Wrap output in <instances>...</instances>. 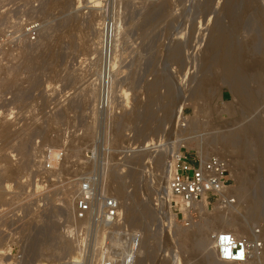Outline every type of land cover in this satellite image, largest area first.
Masks as SVG:
<instances>
[{
	"label": "rangeland",
	"instance_id": "rangeland-1",
	"mask_svg": "<svg viewBox=\"0 0 264 264\" xmlns=\"http://www.w3.org/2000/svg\"><path fill=\"white\" fill-rule=\"evenodd\" d=\"M76 1L0 0V264H122L137 231L144 242L136 264H233L217 261L211 234H247L253 226L264 233V0H95L96 9L92 0ZM33 24L35 40L27 35ZM106 26L114 29L115 41L104 55L98 31ZM223 50L238 51L235 65L257 62L243 76L244 101L235 95L233 68L230 78L220 76ZM108 64L111 76L105 74ZM251 123L263 128L258 137L242 131ZM235 136L236 146L248 150L245 156L224 144ZM148 143L156 150L148 147L144 154ZM175 143L183 153L227 159L239 198L229 209L211 203L206 212L197 210L192 223L179 221L168 236L156 226L153 202L161 188L168 199L163 166ZM22 144L31 150L27 164ZM48 150L56 156L52 171L43 168ZM90 176L104 178L108 195L117 198L118 189L124 206L145 209L142 226L125 220L122 207L109 230L88 221L74 227L73 200L80 181ZM67 192L70 216L60 210ZM255 205L262 216L252 212ZM239 221L246 227L239 228ZM202 235L206 244L193 247Z\"/></svg>",
	"mask_w": 264,
	"mask_h": 264
},
{
	"label": "built area",
	"instance_id": "built-area-1",
	"mask_svg": "<svg viewBox=\"0 0 264 264\" xmlns=\"http://www.w3.org/2000/svg\"><path fill=\"white\" fill-rule=\"evenodd\" d=\"M38 25L29 26L27 35L31 40L37 38ZM146 147V146H145ZM156 148L154 144L146 148ZM52 151H46L43 168L54 170ZM174 169L169 178V193L166 197L157 191L153 206L157 212V228L164 230L168 236L171 229L179 221L186 225L196 219V209L193 204L201 200L216 203L220 209H229L237 203V196L233 193V179L230 175L229 161L217 155H191L188 151L175 154ZM151 163L149 162V167ZM104 178L95 176L83 178L77 189L72 207V224L80 227V222L88 221L93 227L111 228L121 218L120 203L113 196L108 195L103 186ZM81 228V227H80ZM159 232V231H158ZM263 230L260 226H253L247 234H235L231 230L213 232L211 238L214 243L215 257L219 262L233 264H261L260 258L264 254ZM142 235L133 234L130 245L123 253L122 264H136L139 258L138 250ZM138 257V258H137Z\"/></svg>",
	"mask_w": 264,
	"mask_h": 264
},
{
	"label": "bare ground",
	"instance_id": "bare-ground-1",
	"mask_svg": "<svg viewBox=\"0 0 264 264\" xmlns=\"http://www.w3.org/2000/svg\"><path fill=\"white\" fill-rule=\"evenodd\" d=\"M60 1V0H59ZM78 2L80 1V2H83L82 0H77ZM76 1V2H77ZM250 1H252V0H250ZM91 2V7L94 9L95 7L96 8H99V7H97V5H96V2L97 1H95V0H92V1H90ZM164 2V1H163ZM256 2V1H255ZM57 3V2H56ZM75 3V2H74ZM167 3V2H166ZM96 6H95V5ZM258 4V3H257ZM160 5V4H159ZM167 5V4H166ZM247 5V4H246ZM249 5V4H248ZM259 5V4H258ZM248 7L249 6H247V9H248ZM256 7V6H255ZM260 7V6H259ZM88 8V7H87ZM95 8V9H96ZM157 8V7H156ZM91 9V8H90ZM89 9V10H90ZM149 9V8H148ZM155 10V8L153 9V11ZM249 10V9H248ZM261 10V9H260ZM93 11V10H92ZM91 11V12H92ZM95 11V10H94ZM152 10H150V12H153ZM99 12V11H98ZM146 12V11H145ZM161 12V11H160ZM253 12H254V10H253ZM264 12V11H263ZM106 13V12H105ZM155 13H157L156 12V10H155ZM249 13V12H248ZM143 14V13H142ZM152 15V14H151ZM260 15V14H259ZM106 16V15H105ZM145 16V15H144ZM143 17V16H142ZM149 18V17H148ZM92 20V19H91ZM102 20V19H101ZM115 20V19H114ZM238 20V19H237ZM240 21V20H239ZM239 21H238V23L237 24H239ZM118 22V21H117ZM234 22V21H233ZM260 22V21H259ZM231 23V22H230ZM236 24V23H235ZM257 24V23H256ZM96 25V24H95ZM115 25V24H114ZM120 25V24H119ZM144 25H146V24H144ZM148 25V24H147ZM94 26V25H93ZM109 26V25H108ZM108 26H106V27H103L102 29H101V31H98V37H99V41H98V48H99V52L101 53V54H104L105 55V53L107 52V49H108V47H109V45H110V47H109V50H110V48L112 47V41H115V40H113V34H114V32H113V30L114 29H111V27L109 28V29H111V31H109V29H108ZM114 27V26H113ZM119 27H121V25L119 26ZM216 27V26H215ZM97 28V27H96ZM99 29V28H98ZM216 29V28H215ZM211 31V30H210ZM215 31H217V30H215ZM49 32V31H48ZM120 32V31H119ZM218 32V31H217ZM255 33V32H254ZM119 34H121V33H119ZM259 34V33H258ZM212 36H214V34L212 35ZM120 39V38H119ZM212 39V38H211ZM217 39V38H216ZM226 39V38H225ZM224 39V40H225ZM210 40V39H209ZM213 40V39H212ZM218 40V39H217ZM229 40V39H228ZM214 41H216L215 39H214ZM250 41V40H249ZM219 42V41H218ZM224 42V41H223ZM226 42V41H225ZM225 42H224V44H225ZM48 43V42H47ZM209 43V42H208ZM213 43V42H212ZM230 43V42H229ZM29 44V43H28ZM35 44V43H34ZM114 44V43H113ZM207 44V43H206ZM217 44V43H216ZM220 44V43H219ZM254 44V43H253ZM43 45V44H42ZM209 46H210V44H208ZM207 45V46H208ZM228 45V44H227ZM229 45H231V43L229 44ZM24 46V45H23ZM30 46V45H29ZM39 46V45H38ZM235 46V45H234ZM43 47V46H42ZM212 47V46H211ZM213 47H215V46H213ZM244 47V46H243ZM46 48V47H45ZM241 48V47H240ZM210 49V48H209ZM216 49V48H215ZM219 49V48H218ZM229 49V48H228ZM32 50V49H31ZM43 50V49H42ZM113 50V49H112ZM226 50V49H225ZM225 50H223L224 52H225ZM176 51V50H175ZM207 51V50H206ZM249 51V50H248ZM260 51V50H259ZM98 52V51H97ZM111 52V51H110ZM114 52V51H113ZM228 52L229 51H226L225 52V56L223 57V62H222V64H221V73H220V76H221V74H222V76H223V78H230L229 77V75L228 74H231V69L233 68V70L234 71H236V73H233L232 72V74H235V76L234 77H236V78H233V77H231L230 79H233V80H235V82L233 83L234 84V86H233V89H234V91H235V95H239L242 99H243V101H244V94H245V92H244V90H245V87H244V89H243V81H244V75L247 73V71L248 70H250V65H253L254 63H256L257 64V62H250L251 64H246V62H245V64L244 65H247V67H245L244 65H243V61L240 63V62H236L235 61V63H240V64H242V66H239L238 64H234L233 63V60L236 58L235 56H236V54H238L237 52H235V55L233 54V52H231L232 54H228ZM229 52V53H230ZM32 53V52H31ZM51 53V52H50ZM175 53V52H174ZM210 53V52H209ZM249 53V52H248ZM247 53V54H248ZM251 53V52H250ZM22 54V53H21ZM29 54V53H28ZM30 55V54H29ZM49 55V54H48ZM55 55V54H54ZM110 56H111V54H110ZM238 56V55H237ZM241 56V55H240ZM239 56V57H240ZM32 57H34L33 55H32ZM45 57V56H44ZM48 57V56H47ZM212 57V56H211ZM235 57V58H234ZM22 58V57H21ZM54 58V57H53ZM102 58H104V57H102ZM238 58V57H237ZM208 59V58H207ZM218 59V58H217ZM230 59V60H229ZM105 60V59H104ZM108 60V59H107ZM211 60V59H210ZM262 60H263V58H262ZM48 61V60H47ZM103 61V60H102ZM110 61V60H109ZM216 61V60H215ZM241 61V60H240ZM257 61V60H256ZM259 62L261 61V60H258ZM264 61V60H263ZM117 62V61H116ZM258 62V63H259ZM262 62V61H261ZM260 62V63H261ZM29 63V62H28ZM106 63V62H105ZM30 64V63H29ZM28 64V65H29ZM35 64V63H34ZM48 64V63H47ZM214 64V63H213ZM255 64V65H256ZM33 65V64H32ZM105 65V64H104ZM110 67H109V69L107 70L108 72H105V74L107 73V74H109V76H111L110 74V72H111V66L113 65H111V64H108ZM238 65V66H237ZM259 65V64H258ZM219 66H220V64H219ZM257 66V65H256ZM15 67V66H14ZM19 67V66H18ZM29 67V66H28ZM33 67V66H32ZM55 67V66H54ZM108 67V66H107ZM250 67V68H249ZM219 68V67H218ZM235 68V69H234ZM249 68V69H248ZM17 69V68H16ZM100 69V68H99ZM98 69V70H99ZM104 69H105V66H104ZM116 69V68H115ZM237 69V70H236ZM252 69V68H251ZM15 70V69H14ZM13 70V71H14ZM19 70V69H18ZM32 70V69H31ZM36 70V69H35ZM58 70V69H57ZM258 70H260V69H258ZM33 71V70H32ZM103 71V70H102ZM118 71V70H117ZM116 71V72H117ZM220 71V70H219ZM261 71V70H260ZM259 71V72H260ZM35 72V71H34ZM104 72V71H103ZM115 72V71H114ZM251 72L253 73L254 71H252L251 70ZM257 72V71H256ZM256 72H255V74H256ZM36 73V72H35ZM219 73V72H218ZM248 73H249V71H248ZM31 74V73H30ZM114 74V73H113ZM217 74V73H216ZM259 74V73H258ZM263 74V73H262ZM33 75V74H32ZM100 75H102V72H99V75H98V79H99V76ZM215 75V74H214ZM253 75V74H252ZM257 75V74H256ZM13 76H14V74H13ZM103 76V75H102ZM216 76V75H215ZM244 76V77H243ZM263 76V75H262ZM101 77V76H100ZM113 77V76H112ZM214 77V76H213ZM260 77V76H259ZM106 78H107V76H106ZM214 79V78H213ZM260 79V78H259ZM32 80V79H31ZM110 80V79H109ZM218 80V79H217ZM248 80V79H247ZM210 81V80H209ZM209 81H207V82H209ZM221 81V80H220ZM225 81V80H224ZM259 81V80H258ZM262 81V80H261ZM109 82V81H108ZM211 82H212V80H211ZM214 83H215V81H214ZM258 83V82H257ZM256 83V84H257ZM260 83V82H259ZM90 84V83H89ZM157 84V83H156ZM154 85V84H153ZM210 85V84H209ZM93 87V86H92ZM258 87V86H257ZM148 88V87H147ZM152 88H154V87H152ZM219 88V87H218ZM229 88V87H228ZM232 89V90H233ZM168 90V89H167ZM90 91V90H89ZM154 91V90H153ZM196 91H198V90H196ZM246 91V90H245ZM93 92V91H92ZM156 92V91H155ZM257 92V91H256ZM88 93V92H87ZM95 93V92H94ZM168 93V92H167ZM170 93V92H169ZM168 93V94H169ZM196 93V92H195ZM201 92H197V94L198 95H203V94H205V93H203V94H200ZM247 93V92H246ZM88 94H90V93H88ZM196 94V95H197ZM91 95V94H90ZM102 95H104V94H102ZM166 95V94H165ZM192 95H193V93H192ZM195 95V94H194ZM195 95V96H196ZM197 95V96H198ZM93 96V95H92ZM196 96V97H197ZM256 96V95H255ZM102 98H104L103 96H101ZM194 97V96H193ZM193 97H191L190 96V98H193ZM239 97V98H240ZM252 97V96H251ZM263 97V96H262ZM238 97H236V99H237ZM240 98V99H241ZM88 99V98H87ZM148 99V98H147ZM189 99V98H188ZM207 99V98H206ZM209 99H210V97H209ZM254 99V98H253ZM103 100V99H102ZM101 100V101H102ZM239 100V99H238ZM154 101V100H153ZM162 101V100H161ZM237 101V100H236ZM235 101V102H236ZM241 101V100H240ZM246 101V100H245ZM183 102V101H182ZM208 102V101H207ZM249 102V101H248ZM251 102V101H250ZM179 103V102H178ZM152 104V103H151ZM247 104V103H246ZM146 105V104H145ZM166 105V104H165ZM228 105V104H227ZM238 105V104H237ZM96 106V105H95ZM160 106V105H159ZM247 106H250V105H247ZM145 107V106H144ZM172 107V106H171ZM170 107V109H172ZM177 107V106H176ZM179 107H180V105H179ZM242 107H244L243 106V104H242ZM233 108V107H232ZM245 108V107H244ZM247 108V107H246ZM94 109V108H93ZM149 109V108H148ZM169 109V110H170ZM237 109V108H236ZM240 109V108H239ZM180 110V109H179ZM241 110V109H240ZM251 110V109H250ZM168 111V110H167ZM230 111V110H229ZM249 111V110H248ZM172 112V111H171ZM171 112H169V113H171ZM243 112V111H242ZM231 114V113H230ZM166 115H168L167 113H166ZM171 115V114H170ZM170 117V116H169ZM261 125V124H260ZM260 125H258V124H252L251 123V125H248L247 127L245 126L244 127V130L242 129V131L244 132V133H248V132H250V133H253V136H254V134L258 137V134H260L261 132L260 131H262L263 130V128H264V126H263V128L260 126ZM242 128V127H241ZM145 129H147V128H145ZM157 130V129H156ZM240 131V130H239ZM7 132V131H6ZM263 132V131H262ZM155 133V132H154ZM233 134V133H232ZM231 134V135H232ZM239 134V133H238ZM241 134V133H240ZM262 134V133H261ZM249 135V134H248ZM251 135V134H250ZM264 135V134H263ZM262 135V136H263ZM120 136V132H119V130H118V132H117V134H116V136H115V138L117 137H119ZM228 136H230V135H228ZM166 137V136H165ZM227 137V136H226ZM251 137V136H250ZM255 138V137H254ZM160 139V138H159ZM165 139V138H164ZM168 139V138H167ZM216 139V138H215ZM215 139H214V142L213 143H215V144H217L216 142H215ZM226 139V140H225ZM237 138H236V136H235V138L234 137H228V138H224V140H225V142H224V144L226 145V147L227 148H230V150L233 152V153H238V154H241L242 153V155H243V153H248L247 151H246V148L245 149H239V147H237L236 145H237V140H236ZM253 139V138H252ZM259 139H261V137H259ZM151 140V139H150ZM220 140V139H219ZM222 140H223V138H222ZM240 140V139H239ZM242 140V139H241ZM264 141V139H261V141ZM147 141V140H146ZM159 141V140H158ZM160 141H162V140H160ZM160 141H159V143H157V145H159L160 144ZM184 141V140H183ZM213 141V140H212ZM259 141V140H258ZM262 141V142H263ZM176 142V141H175ZM210 142H211V140H210ZM210 142H208V143H210ZM217 142H219V141H217ZM239 142V141H238ZM262 142H259V143H262ZM24 143V142H23ZM152 143H155V142H152ZM169 143L170 142H168V145H169ZM174 143V142H173ZM207 143V144H208ZM245 143V142H244ZM247 143V142H246ZM181 143H179V144H176L175 143V145L173 146V144H172V146H171V148H172V150H170V153H172V156H170L169 155V157L167 158V154L169 153V152H166L167 154H165V157L167 158V159H164V160H166V163H165V166H163V168L165 167V169H163V173H164V178L163 179H165L166 180V182H165V180H164V182L167 184V186H166V188L164 189L165 191H166V193L168 194L169 192V178H170V176H171V172H172V165H173V169H174V162H173V158H174V156H175V154H178L179 152H180V147H182V145H180ZM211 144V143H210ZM209 144V145H210ZM238 144H240V143H238ZM147 145H149V143L148 144H146L145 146L147 147ZM224 145V146H225ZM241 145V144H240ZM260 145V144H259ZM263 145H264V143H262V147H263ZM20 146V145H19ZM18 146V147H19ZM154 146H155V144H154ZM167 146V145H166ZM165 146V147H166ZM183 146H185V145H183ZM212 146V145H211ZM215 145H213V147H214ZM245 146H246V144H245ZM244 146V147H245ZM261 146V145H260ZM21 150H22V154H24L25 156V158H26V164L28 163V162H30V159L32 158V154H31V150L29 151V149L27 148V145H24V144H22L21 146ZM157 147V146H156ZM155 147V148H156ZM158 147H160V146H158ZM212 147V148H213ZM241 147V146H240ZM262 147H260V148H262ZM162 148V147H161ZM169 148H170V146H169ZM200 148V147H199ZM264 148V147H263ZM134 149V148H133ZM145 149H147L148 150V148H144V150ZM150 149V148H149ZM164 149V148H163ZM167 149V151H168V147L166 148ZM165 149V150H166ZM202 149V148H201ZM214 149H215V147H214ZM250 149V148H249ZM131 150V149H130ZM164 150V151H165ZM154 151V150H153ZM250 151V150H249ZM142 152H143V150H142ZM144 152H146V150L144 151ZM143 152V153H144ZM161 152V151H160ZM231 152V153H232ZM259 152H260V150H259ZM201 153V158H205L206 156H208V154L206 153V155L203 153V151L202 152H200ZM245 153V154H246ZM251 153V152H250ZM144 154H147V152L146 153H144ZM162 154V153H161ZM164 154V153H163ZM264 151L263 150H261V155H262V157L260 156V158H262L261 159V162L259 163L260 165H263L262 167H264ZM158 155V154H157ZM229 155V154H228ZM251 155H253V154H251ZM52 156V155H51ZM160 156V155H159ZM158 156V158H157V160H156V162H158V164H159V158H162L161 156H163V155H161L160 157ZM239 156H241V155H239ZM238 156V157H239ZM243 156H245V155H243ZM252 157V156H251ZM24 158V159H25ZM142 158V157H141ZM147 158V157H146ZM149 158V157H148ZM151 158V157H150ZM154 158V157H153ZM260 158H258V159H260ZM132 159V158H131ZM242 159V158H241ZM161 160V159H160ZM248 160V159H247ZM257 160V159H256ZM52 161H53V164L54 165H56V156H52ZM129 162V161H128ZM161 162V161H160ZM165 162V161H164ZM243 162V161H242ZM247 162V161H246ZM162 163V162H161ZM245 163V162H244ZM157 164V163H156ZM164 164V163H163ZM254 164V163H253ZM257 165V164H256ZM160 166H161V164H160ZM132 167V166H131ZM134 167V169L136 168L135 166H133ZM258 167H261V166H258ZM154 168V167H153ZM158 168H160V167H158ZM131 169V168H130ZM132 170V169H131ZM136 171V170H135ZM138 171V170H137ZM136 171V172H137ZM105 173V172H104ZM129 173V172H128ZM133 173V172H132ZM131 173V174H132ZM139 173V172H138ZM161 173V172H160ZM130 174V173H129ZM130 174V175H131ZM244 174V173H243ZM246 174V173H245ZM256 174V173H255ZM262 174V173H261ZM162 175V174H161ZM253 175V174H252ZM260 175V174H259ZM112 176V175H111ZM119 176V175H118ZM160 176V175H159ZM163 176V175H162ZM130 177V176H129ZM131 177H133V176H131ZM251 177V176H250ZM253 177V176H252ZM263 177V176H262ZM116 178V177H115ZM114 178V179H115ZM143 178V177H142ZM257 178V177H256ZM255 178V179H256ZM120 179V178H119ZM124 179V178H123ZM122 179V180H123ZM132 179V178H131ZM135 179V178H134ZM244 180V179H243ZM242 180V181H243ZM248 180H250V179H248ZM121 181V180H120ZM241 181V182H242ZM247 181V180H246ZM255 181H257V179L255 180ZM3 182V181H2ZM116 182V181H115ZM158 182V181H157ZM253 182H254V180H253ZM262 182V181H261ZM112 183V182H111ZM122 183V182H121ZM244 183V182H243ZM242 183V184H243ZM3 184V183H2ZM262 184V183H261ZM118 185V184H117ZM121 185V184H120ZM120 185H118V186H120ZM162 185V184H161ZM156 186V185H155ZM247 186H248V184H247ZM246 186V187H247ZM258 186V185H257ZM2 187V186H1ZM109 187V186H108ZM113 188H115V186H112ZM121 187H122V185H121ZM107 188V187H106ZM119 188V187H118ZM105 189V188H104ZM112 189V188H111ZM117 189V188H116ZM120 189V188H119ZM236 189V188H235ZM239 189H241V188H239ZM242 189H243V187H242ZM259 189V188H258ZM262 189V188H261ZM7 190V189H6ZM106 190V189H105ZM113 190H115V189H113ZM161 190H162V188H161ZM237 190H238V188H237ZM248 190V189H247ZM251 190V189H250ZM66 191V190H65ZM64 191V192H65ZM68 191V190H67ZM122 192H123V190H121ZM233 191V190H232ZM245 191L246 190H239V192L241 193V194H244L245 195ZM263 191V190H262ZM69 192V191H68ZM65 193V198H63L64 199V201L62 202L63 204L61 205V208H60V210L62 211V212H65V214H67L68 213V215L70 216V214H69V209H70V207H72L71 205L72 204H70L71 202H70V194L69 193ZM114 192V191H113ZM234 192V191H233ZM248 192V191H247ZM251 192V191H250ZM258 192V191H257ZM237 193V192H236ZM166 194V195H167ZM234 194H235V192H234ZM253 194V193H252ZM260 194V193H259ZM5 195V194H4ZM115 195H117L116 197V199L119 201V203H120V210H121V208L123 207V209H124V218H125V220H127L130 224H132L133 225V227H135V226H138V228L140 227V226H142V222L141 221H144L143 219L146 217L145 215L148 213H146L145 211V209H140V211L139 210H137V208L135 207V206H133L134 204H132V206H131V204H125V206H124V204L120 201V196H119V191H118V189L117 190H115ZM236 195H239V194H236ZM121 196H123V195H121ZM242 196V195H241ZM247 196H248V194H247ZM246 196V197H247ZM238 198H239V196H237ZM255 197V196H254ZM169 198V197H168ZM251 198V197H250ZM259 198V197H258ZM62 199V200H63ZM127 199V198H126ZM241 199V198H240ZM261 201H262V199H261ZM125 202H126V200H125ZM131 202V201H130ZM253 202H254V200H253ZM259 202V201H258ZM258 202L256 201V203H254V204H258ZM260 203V202H259ZM263 203V202H262ZM61 204V203H60ZM253 204V203H252ZM253 204V205H254ZM247 205V204H246ZM251 205V204H250ZM261 205V204H260ZM260 205L258 204L257 206H259L260 207ZM263 205V204H262ZM143 206V205H142ZM193 208L194 209H196V211L197 210H199V211H203V212H206L207 211V206H208V202L206 201V200H201V201H199V202H196V203H194L193 205ZM252 206V205H251ZM250 206V207H251ZM256 206V205H255ZM256 206V208H258V209H256L255 210V208L253 209L254 211H252V212H254L255 213V215H261L262 216V213H261V211H262V209L260 210L259 209V207H257ZM135 208H136V210H135ZM139 209V208H138ZM235 209V208H234ZM251 209V210H252ZM151 210V209H150ZM231 210V209H230ZM139 211V214H137V212ZM60 212V211H59ZM146 213V214H145ZM62 214V213H61ZM145 214V215H144ZM235 214V213H234ZM140 215V217H138V216ZM221 215V214H220ZM233 215V214H232ZM239 215V214H238ZM66 217H67V215H65ZM69 216H68V218H69ZM142 216H144L143 217V219L141 220V218H142ZM223 216V215H222ZM221 216V217H222ZM235 216V215H234ZM230 217H232L231 215H230ZM224 218H225V216H224ZM223 218V219H224ZM226 218H227V216H226ZM230 220H232L233 218H229ZM229 219H228V221H229ZM237 219V218H236ZM221 220V222H222V219H220ZM225 220V219H224ZM245 220V219H244ZM226 221L225 220V223L227 222V223H231V221ZM246 221V220H245ZM245 221H239V224L237 225L238 227H239V225H240V227L239 228H244V227H246V222ZM127 222V223H128ZM210 222V221H209ZM224 222V221H223ZM236 222H238V221H235V223ZM118 223V222H117ZM121 223V222H120ZM234 223V222H233ZM144 226V225H143ZM196 226V225H195ZM233 226H234V224H233ZM68 227V226H67ZM126 227V226H125ZM132 227V228H133ZM127 228V227H126ZM131 228V229H132ZM142 228V227H141ZM198 228V227H197ZM117 229V228H116ZM109 230V229H108ZM135 232H136V230H135ZM142 232V231H141ZM144 232V231H143ZM70 233V232H69ZM136 233H139V231H137ZM141 234V233H140ZM191 234V233H190ZM142 235L144 236V234L142 233ZM142 236V237H143ZM118 237V236H117ZM202 237H203V235H202ZM109 238V237H108ZM188 238V237H187ZM189 238H190V236H189ZM205 237H203L202 239H201V237L198 239V240H195V237L193 238L196 242H193V247H194V245L196 244L197 246H203L204 244H206L205 242V240L207 239V238H205ZM263 238H264V236H263ZM72 239V238H71ZM197 239V238H196ZM70 241V240H69ZM73 241V240H72ZM71 241V242H72ZM67 242V241H66ZM74 242V241H73ZM143 238H142V240H141V243H140V248H139V250H138V254H141V255H143L141 252V250H142V244H143ZM146 242V241H145ZM208 242V241H207ZM69 243V242H68ZM211 243V242H210ZM77 244V243H76ZM69 246V245H68ZM144 246V245H143ZM206 246L207 245H205L204 247L206 248ZM196 247V246H195ZM121 248V247H120ZM144 248V247H143ZM203 248V247H202ZM205 248H203V249H205ZM74 249V248H73ZM145 249V248H144ZM78 250V249H77ZM114 251H115V249H114ZM199 251V250H198ZM201 251V250H200ZM203 251H205V250H203ZM144 252H145V250H144ZM207 250L205 251V254L207 255ZM146 254V253H145ZM140 257H142V256H140ZM207 257V256H206ZM138 258V257H137ZM204 259V258H203ZM262 259H264V254H263V256L260 258V260H262ZM160 260V259H159ZM177 261H179L178 260V258H177ZM176 261V262H177ZM74 262H76L77 264H79L77 261H74ZM164 262V261H163ZM68 263L70 264H72L73 262H69L68 261ZM75 263V264H76ZM142 263V262H141ZM62 264V263H61ZM163 264V263H162ZM165 264V263H164ZM176 264V263H175ZM178 264V263H177Z\"/></svg>",
	"mask_w": 264,
	"mask_h": 264
}]
</instances>
